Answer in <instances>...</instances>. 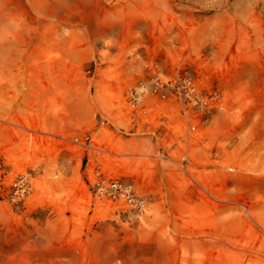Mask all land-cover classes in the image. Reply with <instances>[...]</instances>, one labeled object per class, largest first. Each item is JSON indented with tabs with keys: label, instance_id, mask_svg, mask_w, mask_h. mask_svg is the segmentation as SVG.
I'll return each instance as SVG.
<instances>
[{
	"label": "rangeland",
	"instance_id": "rangeland-1",
	"mask_svg": "<svg viewBox=\"0 0 264 264\" xmlns=\"http://www.w3.org/2000/svg\"><path fill=\"white\" fill-rule=\"evenodd\" d=\"M0 264H264V0H0Z\"/></svg>",
	"mask_w": 264,
	"mask_h": 264
},
{
	"label": "built area",
	"instance_id": "built-area-1",
	"mask_svg": "<svg viewBox=\"0 0 264 264\" xmlns=\"http://www.w3.org/2000/svg\"><path fill=\"white\" fill-rule=\"evenodd\" d=\"M156 89H157V85L155 83V86L152 89V91L155 92ZM97 146H104V145L95 144L92 141V139L89 138L88 148L92 152L100 151V148ZM90 160H91L90 156H88L87 162H89ZM96 184L98 185L99 189L102 188L101 184H103V188L105 187L107 189L108 194L112 195L113 197H115L116 195H122L125 196L128 200H133V196L130 193L129 187L126 186L123 182H121L118 178H111L107 176H104L102 178L98 177Z\"/></svg>",
	"mask_w": 264,
	"mask_h": 264
}]
</instances>
